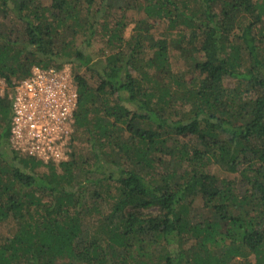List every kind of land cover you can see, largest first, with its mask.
<instances>
[{
	"label": "trees",
	"instance_id": "obj_1",
	"mask_svg": "<svg viewBox=\"0 0 264 264\" xmlns=\"http://www.w3.org/2000/svg\"><path fill=\"white\" fill-rule=\"evenodd\" d=\"M67 65L62 162L0 96V264H264V0H0L7 89Z\"/></svg>",
	"mask_w": 264,
	"mask_h": 264
},
{
	"label": "built area",
	"instance_id": "obj_2",
	"mask_svg": "<svg viewBox=\"0 0 264 264\" xmlns=\"http://www.w3.org/2000/svg\"><path fill=\"white\" fill-rule=\"evenodd\" d=\"M14 116L12 142L44 161L62 162L70 151L74 132L77 87L68 67H34L18 81L10 95Z\"/></svg>",
	"mask_w": 264,
	"mask_h": 264
},
{
	"label": "rangeland",
	"instance_id": "obj_3",
	"mask_svg": "<svg viewBox=\"0 0 264 264\" xmlns=\"http://www.w3.org/2000/svg\"><path fill=\"white\" fill-rule=\"evenodd\" d=\"M48 2V1H47ZM162 27V25L161 26H159V29H160V31L159 32H157L156 33V35L157 34H159V36H161L162 34H164L163 32H164V29H162L161 28ZM93 53V52H92ZM94 54V53H93ZM170 60H171V64L173 65V67L175 68V69H178V70H180V71H184L185 69H186V64H185V60L178 54V53H173L172 55H171V58H170ZM64 67H68V68H70L68 65L67 66H64ZM18 82V81H17ZM17 82H15V84L17 83ZM227 84H229V82H227ZM4 93H8V94H11L12 95V91H11V89H7L6 88V86H5V84L3 83V81L2 80H0V96H2ZM211 170H213V167H211Z\"/></svg>",
	"mask_w": 264,
	"mask_h": 264
},
{
	"label": "clouds",
	"instance_id": "obj_4",
	"mask_svg": "<svg viewBox=\"0 0 264 264\" xmlns=\"http://www.w3.org/2000/svg\"><path fill=\"white\" fill-rule=\"evenodd\" d=\"M73 134H74V132H73Z\"/></svg>",
	"mask_w": 264,
	"mask_h": 264
}]
</instances>
